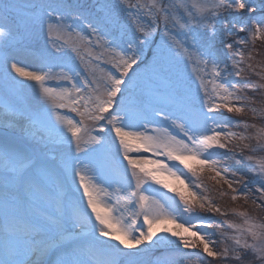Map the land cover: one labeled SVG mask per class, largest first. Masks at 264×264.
Instances as JSON below:
<instances>
[{
	"label": "snow or ice",
	"instance_id": "1",
	"mask_svg": "<svg viewBox=\"0 0 264 264\" xmlns=\"http://www.w3.org/2000/svg\"><path fill=\"white\" fill-rule=\"evenodd\" d=\"M257 42L264 0H0V264H264Z\"/></svg>",
	"mask_w": 264,
	"mask_h": 264
},
{
	"label": "rangeland",
	"instance_id": "2",
	"mask_svg": "<svg viewBox=\"0 0 264 264\" xmlns=\"http://www.w3.org/2000/svg\"><path fill=\"white\" fill-rule=\"evenodd\" d=\"M256 47H257V49L260 52V55L257 56V60H264V45L261 44L260 42H257ZM24 62L29 64L30 66H36L32 60H25ZM253 79H255V77H253ZM255 106L256 107H261V98H260L259 95H257V103H256ZM225 114L226 115L235 116V114H227V113H225ZM235 118L236 119H241V120H248L249 122L259 123L258 120L257 121H252L250 113H248L246 115H242V116H235ZM249 131H252V130H249ZM253 143H254V141H253ZM245 175L248 176L249 178H251L252 174L245 172ZM205 182L208 183L209 187H212V183L210 181H207L206 178H205ZM169 195H172V194L169 193ZM212 195H213V197H216V193L215 192H213ZM219 202L221 203L222 206H225V207H235V205H233L231 203V201L228 200L227 198H225L224 200L219 201ZM253 215L264 216V211H254ZM172 247H174V246H172ZM173 255H174V253H173L171 247H165L164 245H161V247L159 249L154 250V255H152L151 259L153 261L159 259L161 261V264H163L165 259H170Z\"/></svg>",
	"mask_w": 264,
	"mask_h": 264
},
{
	"label": "trees",
	"instance_id": "3",
	"mask_svg": "<svg viewBox=\"0 0 264 264\" xmlns=\"http://www.w3.org/2000/svg\"><path fill=\"white\" fill-rule=\"evenodd\" d=\"M264 45V44H263Z\"/></svg>",
	"mask_w": 264,
	"mask_h": 264
}]
</instances>
